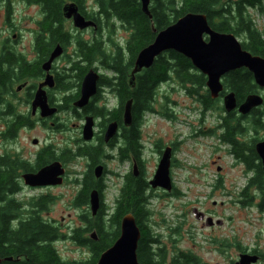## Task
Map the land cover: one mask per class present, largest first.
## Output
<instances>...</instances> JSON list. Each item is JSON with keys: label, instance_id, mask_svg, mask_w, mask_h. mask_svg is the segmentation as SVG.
<instances>
[{"label": "flooded vegetation", "instance_id": "1", "mask_svg": "<svg viewBox=\"0 0 264 264\" xmlns=\"http://www.w3.org/2000/svg\"><path fill=\"white\" fill-rule=\"evenodd\" d=\"M16 1L27 8L29 6L35 7V17L37 16L41 19L36 22V27L32 31L33 46L31 57L18 52L14 48V44L19 41V36L11 33L12 27L9 28L11 30L5 29L4 37L0 35V82L3 81L4 83V88L1 87L0 83V98H2L1 94L4 92L5 116L4 126H2L4 132L1 135H4V141L8 143L4 146V175L9 177L15 196L25 189L40 192V197L36 200H40L41 198L49 200V197H47L49 196L48 193L55 189L56 186L30 187L24 184L22 176L25 174H36L40 169L55 161L60 162L65 167L68 157L75 155L76 158H85L87 160V173L90 172L94 177V168L97 165H102L101 163H97L96 166L91 168L90 155L87 152L94 149H98L100 153L103 148L116 150L117 157L121 160L122 147H124L123 136L132 128V124L129 127L123 125V111L126 102L128 100L133 101V99L130 95L124 93L126 94V99L121 104L120 95L123 92H128V89L130 90L128 93L132 94L135 88V86L134 88H130L128 85L133 65L126 70L125 77H121L114 69H110L105 65L104 52L101 49L102 45H104V41H101L104 21L117 19V15L110 8L109 1H107L106 6H103L99 0H55L54 7L57 9V13L55 14L52 11L50 16L44 5L45 0ZM12 2V0H0V20L4 19V12L8 15L12 14ZM66 4H74L80 16L86 21H92L95 27L84 30L75 28L73 20L65 19L63 15V8ZM47 18L49 19L47 20ZM47 23L48 26H46ZM128 40L130 41V39ZM129 41L124 45V48H116L118 49V53L122 55V52H124L125 54L121 56L125 68L131 58L128 52L130 48ZM56 53L58 54L48 64L52 54ZM118 53L110 59H114L118 56ZM249 53L252 56L264 59L261 55H257L251 51ZM89 71H93L97 75L96 92L90 97L84 107L77 108L74 106V103L81 96L82 83ZM198 74L202 75L199 72ZM252 80L254 82L253 76ZM124 88H126V91ZM37 93L43 94L48 108L55 110L53 116L42 118L40 108H32V102ZM207 94L209 99L205 98L197 102L201 106L199 116L204 117L216 102L219 104L221 111H223L219 117V124L210 132L218 138V141L224 147H228L225 154L231 157L232 168L240 171L243 179H246V184L237 193L239 204L247 202L246 200L251 190L257 192L260 198L264 197V169L262 160L255 149L257 143L264 142V88L257 87L254 93H250L260 96L262 104L244 116L239 113L238 107L250 94H246L242 98H238L234 94L237 108L229 113H226L223 109V97L225 93L220 94L214 100L210 98L209 92ZM21 107L24 108L23 111ZM64 114L72 115L78 122L77 125H72V127H76L79 131V138L73 142L77 144L76 150H70L65 147L61 151V154L57 155L55 145L51 144L48 140L40 142L37 139L31 141L32 145L36 148L34 154L26 155L22 149L20 151L17 148L19 136L24 130H31L36 126L44 130L53 131L66 129L65 123L63 124L58 118L59 115ZM111 115H114L115 119H111ZM87 117H92L93 119V132L91 140L84 141L82 129ZM253 117L257 121L255 130H252L250 126ZM21 121L24 122L18 126ZM112 122L117 123L118 131L114 139L105 143L104 133L108 124ZM250 128L252 132H256V136L248 141L247 134ZM215 133H218V135ZM33 141H36V144H33ZM86 150L88 151L86 152ZM80 151L85 152L79 156ZM121 161L128 162L130 167H133L134 164L138 168L141 166V162L138 165L131 153H129V157ZM172 162L171 159V165ZM220 170L221 168L218 167L217 172H220ZM106 173L107 170L104 168L103 175ZM94 179L103 185V177L100 179L94 177ZM222 179L219 176L215 184L211 186V194L223 190ZM63 183H65V177L63 178ZM237 184L233 183V188H236ZM198 185L203 186L200 183ZM42 192L45 194H42ZM167 195H177L173 185ZM259 204L257 205L258 208ZM211 205L213 207L217 206L215 201H212ZM223 205L224 202H219V206ZM192 214L195 222L199 225V230L205 232L201 234L200 245H194V248L198 250L205 249L207 253L216 252L225 261L227 259L226 264H236L242 255L255 256L257 258L256 262L250 264H264V254L262 252L257 249L249 250L242 247L240 245L241 236L236 238L229 236L225 229L231 223V219H222L214 211L207 208L203 209L200 206H193ZM209 219L212 220L210 224H208ZM18 220V218L15 219V222L17 223ZM43 220L53 225L48 219L43 218ZM183 222V227L179 225L176 229L170 230L172 233L176 232L178 236L181 235V238L184 236V233L181 234V230L187 231L184 229L186 218L183 219ZM188 235L191 236L190 233ZM201 244H205V247L203 248ZM150 248L153 256L158 255V250L162 249L163 253L165 252V264H172V258L175 256L190 257L194 260L195 264H206L199 255H197L198 257L193 253L190 255L188 252L191 251H176L175 249L171 251L167 247H163L159 241L158 244ZM14 261L12 259L10 262L5 263L11 264Z\"/></svg>", "mask_w": 264, "mask_h": 264}, {"label": "rangeland", "instance_id": "2", "mask_svg": "<svg viewBox=\"0 0 264 264\" xmlns=\"http://www.w3.org/2000/svg\"><path fill=\"white\" fill-rule=\"evenodd\" d=\"M12 1V14L8 15L4 12V19L0 20V35L4 37L5 29L12 27V30L9 29L11 33L19 36V41L14 44V48L31 57L32 31L36 27V22L41 18L35 17V7L27 8L18 4L16 0ZM238 2L239 0H221L222 6L232 12L235 11ZM245 12L254 28L264 38V0L253 8H245ZM130 36L131 31L122 27L117 19L105 20L101 37V41H104L101 47L104 60L108 62L115 56L118 53L117 47L124 48ZM235 37L241 44L246 41L244 34H237ZM122 55H125L124 52ZM187 88V85H182L175 79L159 85L152 102V110L143 113L142 121L138 126L141 143L139 155L141 166L140 168L137 166L138 174L148 185L162 153L170 148L173 162L169 176L177 192V195H167L163 189H152L148 185L146 191V196L149 197L147 225L159 243L171 251L174 249L191 251L188 252L190 255L191 253L199 255L206 264H226L227 259L225 261L218 253H207L205 249L194 248V245H200L201 234L205 233L199 230V225L192 214V207L200 206L203 209L214 211L222 219H231V223L225 229L229 236L231 238L241 236L240 245L242 247L249 250L257 249L264 254V211L257 207L261 198L257 192L251 190L247 202L239 204L237 193L246 184V179H243L240 171L232 168V159L225 154L228 147H224L210 132L219 124V117L223 111L216 102L204 117L199 116L201 106L197 102L203 100L205 96L208 97L206 85L199 88L195 96H189L186 92ZM2 94L0 98V155H4V146L8 144L1 135L4 132L2 126H4L5 118L4 94ZM21 109L24 110L23 107ZM58 118L63 124L65 123L66 129L53 131L36 126L31 130H24L19 136L17 148L20 151L22 149L26 155L34 154L36 148L31 141L37 139L40 142L48 140L55 145L57 155L61 154L65 147L76 150L77 144L73 142L79 138V131L72 125H77L78 122L69 114L59 115ZM215 134L218 135V133ZM247 135L250 141L256 136V132L250 129ZM87 163L85 158H73L66 161L65 167L63 166L64 169L66 168L65 183L56 186L48 193L47 197L50 201L46 204L45 211L40 214L57 227L60 238L53 245L60 258L67 262L91 259L87 248L79 245L73 238L74 231L85 228V222L81 217L93 218L89 205L77 206L75 204V199L81 190L80 180L83 174L87 173ZM99 163L107 170L103 176L101 202L110 214L119 190L123 186L124 177L132 172V166L130 167L128 162L119 160L116 150L110 148L102 149ZM218 167L221 168L220 172H217ZM218 174L223 178V190L211 194V186L218 180ZM199 183L203 186L198 185ZM233 183H238L236 188H233ZM208 184L210 185L204 187ZM40 194L37 191L24 189L15 196V199L24 204L22 207L30 209V202L35 201ZM42 194L45 193L42 192ZM212 201L216 202V207L211 205ZM219 202H224V205L219 206ZM184 218H186L184 229L187 231L181 230V234L184 233L181 238V235L178 236L176 232L172 233L170 230L176 229L179 225L183 227ZM88 235L89 233L81 234V238H88ZM201 246L204 248L205 244Z\"/></svg>", "mask_w": 264, "mask_h": 264}, {"label": "trees", "instance_id": "3", "mask_svg": "<svg viewBox=\"0 0 264 264\" xmlns=\"http://www.w3.org/2000/svg\"><path fill=\"white\" fill-rule=\"evenodd\" d=\"M54 1H44L49 16L52 11L57 13ZM99 1L103 6H106L109 1L110 8L117 15V20L122 26L131 30L128 51L131 58L127 63V69L120 53L114 59L105 61V65L114 69L121 77H125L126 70L132 67L138 52L154 40L155 34L151 30V25L159 32L187 13L206 15L209 26L217 32L233 35L244 34L246 41L241 44L242 48L264 57V38L254 28L245 12V8H253L263 0H239L234 12L222 6L221 0H155L149 8L150 20L141 12L140 4L134 0ZM172 79L182 85H187L186 92L189 96H195L206 82L205 77L198 74L188 59L175 52H166L158 57L148 70L136 76V85L132 94L128 93L129 89L127 92L124 88L126 92L120 95V103L123 104L126 99L124 93L131 96L133 121L131 130L123 136L124 147H122L121 160L129 157L131 153L139 165L141 143L138 126L142 121V115L152 110L151 106L158 86ZM224 80V89L233 92L238 98L254 93L257 88L252 75L244 69L229 72ZM0 83L4 88L3 81ZM205 98L209 99L205 96L203 100ZM111 119H115L114 115H111ZM22 122L24 121L19 122L18 126ZM251 123L252 130H255L257 121L254 117ZM83 152L85 151H80L79 156ZM87 153L90 155L92 168L99 163L101 153L98 149ZM73 158L76 156L68 157V159ZM123 181L111 213L109 214L101 202V208L95 217L89 219L85 216L81 217L85 222V228L74 231V240L87 248L91 259L82 262H67L60 258L53 245L60 238L57 227L46 223L40 215L45 211L49 200L41 198L30 202V209L22 207L24 204L15 199L9 177L4 175V155H0V256L15 260L11 264H96L101 253L118 238L121 219L130 213L135 218L141 232L137 247L138 262L140 264H165L166 254L162 249L158 250L156 256L151 254L150 247L158 244V240L152 235L147 225L149 215V197L146 196L147 182L139 174L134 177L132 172L127 174ZM79 184L81 190L75 199L77 206L89 204V194L92 190L98 191L102 201L103 185L96 181L90 172L83 175ZM261 199L259 208L264 211V197ZM17 218L19 220L16 223ZM92 232H95L97 241L89 237L81 238V234ZM172 264H195V262L190 257L175 256L172 258Z\"/></svg>", "mask_w": 264, "mask_h": 264}, {"label": "water", "instance_id": "4", "mask_svg": "<svg viewBox=\"0 0 264 264\" xmlns=\"http://www.w3.org/2000/svg\"><path fill=\"white\" fill-rule=\"evenodd\" d=\"M140 3L141 12L151 19L149 7L155 0H135ZM65 19H72L75 28L84 30L95 27L92 21H86L77 11L74 4H66L63 8ZM151 30L155 34L154 40L142 48L135 57L132 71L129 76L128 85L134 88L136 75L144 70H148L155 60L166 52H175L188 59L194 69L206 77V87L210 97L216 99L223 91L222 78L229 72L246 69L252 74L254 83L259 88H264V59L252 56L242 49V45L232 33H220L213 30L207 21L206 15L200 13H187L177 21L157 32L153 25ZM52 54L50 61L57 55ZM46 67V66H45ZM97 75L89 71L82 83L81 96L74 106L84 107L91 96L96 92ZM132 100H128L123 111V125L129 127L132 124ZM262 104L260 96L250 94L245 101L239 105L238 111L241 115L249 112ZM39 107L41 117L48 118L54 115L55 110L49 109L43 94L37 93L32 108ZM223 107L229 113L237 108L235 95L233 92L227 93L223 97ZM118 131L116 122L108 124L104 133V142L114 139ZM93 119L87 117L82 129V138L89 141L92 138ZM36 144V141H33ZM256 152L262 160L264 169V142L257 143ZM171 150L165 149L162 153L156 171L148 185L152 188H161L170 192L172 188L170 171ZM65 170L58 161L43 167L36 174H25L22 176L25 185L30 187L39 186H59L63 182ZM96 179L102 178L104 168L97 165L93 171ZM132 175H138L137 166L132 167ZM100 209V195L97 190H92L89 194V210L91 216L97 215ZM212 222L208 220V224ZM141 237V232L132 214H126L120 221L119 236L115 242L99 256L96 264H140L137 259V247ZM89 238L97 241L95 232L89 234ZM12 258H2L0 264L10 262ZM254 256L242 255L236 264H250L256 262Z\"/></svg>", "mask_w": 264, "mask_h": 264}]
</instances>
